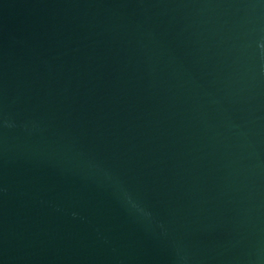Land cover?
Returning a JSON list of instances; mask_svg holds the SVG:
<instances>
[{"label": "water", "instance_id": "water-1", "mask_svg": "<svg viewBox=\"0 0 264 264\" xmlns=\"http://www.w3.org/2000/svg\"><path fill=\"white\" fill-rule=\"evenodd\" d=\"M0 264H264V0H0Z\"/></svg>", "mask_w": 264, "mask_h": 264}]
</instances>
